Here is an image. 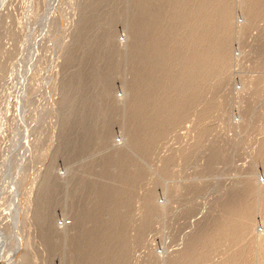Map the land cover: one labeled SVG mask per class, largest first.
<instances>
[{"label":"rangeland","instance_id":"obj_1","mask_svg":"<svg viewBox=\"0 0 264 264\" xmlns=\"http://www.w3.org/2000/svg\"><path fill=\"white\" fill-rule=\"evenodd\" d=\"M232 1L236 31L227 74L206 95L218 104L203 122L211 132L194 146L200 125L194 111L148 158L128 141L129 93L134 84L145 89L129 60L137 2L0 0V264H81L73 240L94 226L82 217L102 211L93 190L119 186V166L107 172L118 151L143 168L141 181L126 189L134 195L129 237L142 220L149 192L157 193L160 205L167 193L171 204L145 245L133 250L130 264L176 261L186 241L219 216V204L234 184L245 182V174L264 181V167L256 160L264 141V14L244 33L242 0ZM107 73L111 84L104 87L98 76ZM106 127L107 144L101 140ZM192 148L186 161L180 152ZM213 148L221 157H235L234 164L220 158L216 171L206 174ZM172 156L167 177L162 161ZM188 181L200 183V191L185 190Z\"/></svg>","mask_w":264,"mask_h":264},{"label":"bare ground","instance_id":"obj_2","mask_svg":"<svg viewBox=\"0 0 264 264\" xmlns=\"http://www.w3.org/2000/svg\"><path fill=\"white\" fill-rule=\"evenodd\" d=\"M135 1L138 10L131 21L129 60L134 64L133 72L144 82L145 89L140 90L134 84L129 93L134 102L131 101L133 107L128 109L129 121L132 122L128 141L147 156L150 150L154 151L158 147L162 139L183 128L190 114L195 111L200 125L194 146L200 147L204 136L211 132V127L203 123L204 119L218 108V104L208 100L206 95L210 89H216L224 81L223 77L228 70L231 44L236 31L234 2ZM241 6L247 19L241 31L246 33L263 17L264 0H242ZM112 63L110 70L116 65ZM110 76L107 73L98 76V80L107 87ZM216 80L220 81L213 85ZM85 105L88 106L87 103ZM105 122L109 124L112 121L106 119ZM109 135V127H106L102 142L107 144L110 141ZM185 149L180 154L189 161L195 147L189 151ZM256 154V160L264 167V141ZM130 156L118 151L108 160L107 172H111L113 165L119 166L115 176L118 187L93 190L92 196L102 202L103 208L100 212H87L82 217L83 222L92 220L94 226L85 235L73 240L77 261L81 264H130L133 250L145 245L146 235L152 232L155 221L164 217L171 205L167 193L163 194L165 204L160 205L157 193L149 192L143 201L142 220L134 227L135 235L129 237V229L133 226L130 208L134 197L129 190L143 177L141 164ZM220 158L227 166L234 164L235 157L227 154L221 157L219 150L213 148L207 158L206 168L203 169L206 174L216 171ZM162 162L161 173L168 177L173 156L164 158ZM251 172L249 170L248 174ZM244 177L245 182L234 184L236 188H232L227 199L219 204V216L201 226L197 235L186 241L176 261L171 260L169 264H264V181H252V175H248V179L246 174ZM186 183L188 188L185 190L192 193L201 189L200 183ZM53 186L57 187L56 184ZM104 215L106 219H103ZM81 219L77 220L75 226L81 224ZM258 225L262 226L263 231H259Z\"/></svg>","mask_w":264,"mask_h":264}]
</instances>
